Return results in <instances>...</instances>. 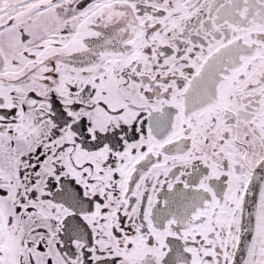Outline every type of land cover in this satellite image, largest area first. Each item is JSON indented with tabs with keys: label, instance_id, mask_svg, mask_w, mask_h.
Listing matches in <instances>:
<instances>
[{
	"label": "snow or ice",
	"instance_id": "1",
	"mask_svg": "<svg viewBox=\"0 0 264 264\" xmlns=\"http://www.w3.org/2000/svg\"><path fill=\"white\" fill-rule=\"evenodd\" d=\"M0 264H264V0H0Z\"/></svg>",
	"mask_w": 264,
	"mask_h": 264
}]
</instances>
